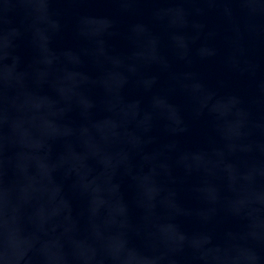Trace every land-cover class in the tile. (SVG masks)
<instances>
[{"label":"water","instance_id":"obj_1","mask_svg":"<svg viewBox=\"0 0 264 264\" xmlns=\"http://www.w3.org/2000/svg\"><path fill=\"white\" fill-rule=\"evenodd\" d=\"M0 264H264V0H0Z\"/></svg>","mask_w":264,"mask_h":264}]
</instances>
